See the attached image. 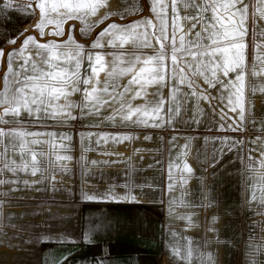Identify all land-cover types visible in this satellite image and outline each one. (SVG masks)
I'll return each instance as SVG.
<instances>
[{
    "label": "crops",
    "instance_id": "1",
    "mask_svg": "<svg viewBox=\"0 0 264 264\" xmlns=\"http://www.w3.org/2000/svg\"><path fill=\"white\" fill-rule=\"evenodd\" d=\"M111 2L122 10L133 0ZM245 2L250 5L245 37L250 72L254 44L264 41V24L253 16L251 5L256 0ZM135 3L138 11L123 13L124 19L114 22L132 24L150 14L151 0ZM75 22L70 24L75 26V38L89 49L100 29L81 36L79 21ZM254 25H259V40H254ZM246 80H252L248 73ZM207 91L218 95L213 89ZM245 98L244 121L226 108L223 127L219 109L212 110L215 101L195 106V118L182 110L161 127L86 119L78 110L75 119L63 123L25 119L28 131L62 134L67 151L58 154L71 159L59 166L50 162L36 178L30 172L18 173L19 178L4 174L6 181L16 182L0 184V264H186L171 250L177 243L183 249L186 240L191 241L193 264H209V254L211 264H259L264 251H256L255 256L250 252L264 246V204L259 192L256 200H250L254 173L249 171V154L253 150L255 159L264 151V93L246 89ZM89 133L131 134L132 139L110 138L105 143L96 136L89 139ZM224 137L228 139L221 142ZM51 139L60 142L57 137ZM184 152L193 172L185 175L187 184L181 188L173 169L175 183L170 192V157L175 160ZM11 158L19 162L18 154ZM49 160L54 161V155ZM126 191L137 200L99 198L119 197ZM85 194L98 198L88 200ZM189 214L193 227L181 219ZM213 216L215 231L209 232ZM97 224L105 227L85 239V233Z\"/></svg>",
    "mask_w": 264,
    "mask_h": 264
},
{
    "label": "snow or ice",
    "instance_id": "2",
    "mask_svg": "<svg viewBox=\"0 0 264 264\" xmlns=\"http://www.w3.org/2000/svg\"><path fill=\"white\" fill-rule=\"evenodd\" d=\"M0 5V11L18 9L33 16L17 37L6 42L11 51L0 48V58L6 59V72L0 80V184L16 182L3 179L5 173L19 178L18 173L30 172L36 178L37 173L43 175L42 167L46 170L50 162L59 166L71 159L58 154L67 151L62 134L28 131L22 123L25 119L63 123L75 119L78 110L86 119L161 127L182 110L195 118V106L201 101H215L212 110L219 109L223 127L226 108L244 121L246 89L264 93V83L259 82L264 81V41L254 44L250 72L246 63L250 5L245 0H151L150 14L132 24L114 20H123V13L138 11L135 0L122 10H117L111 0H23L22 5L18 0H0ZM251 7L253 16L264 24V0H256ZM69 21H79L81 35L100 29L89 49L71 34L66 39H56L66 35ZM258 27L253 28L254 40L260 39L256 35ZM33 30L36 35L27 34ZM246 73L251 81L246 80ZM208 89L218 95L211 96ZM93 136L105 143L110 138L117 142L132 139L131 134H88L89 139ZM53 137L59 139V144ZM227 139L224 137L221 142ZM252 153L250 150L249 171L254 173L250 177L254 181L250 184V200H256L259 192L264 204V151L255 159ZM17 154L19 162L11 158ZM50 154L54 161L49 160ZM186 155L181 153L175 160L170 157V192L175 183L173 169L177 170L181 188L187 184L185 175L193 172L184 159ZM84 198L98 197L85 194ZM99 198L137 200L130 191L119 197L105 194ZM181 219L187 220L188 227L195 226L190 214ZM215 222L213 216L207 231H215ZM104 227L97 224L85 233V239ZM171 250L182 262L193 264L191 241L186 240L183 249L179 243L174 244ZM258 250L264 251V246L252 248L250 255L255 256ZM208 260L211 264L210 254ZM259 264H264V260Z\"/></svg>",
    "mask_w": 264,
    "mask_h": 264
},
{
    "label": "rangeland",
    "instance_id": "3",
    "mask_svg": "<svg viewBox=\"0 0 264 264\" xmlns=\"http://www.w3.org/2000/svg\"><path fill=\"white\" fill-rule=\"evenodd\" d=\"M18 3L22 5L23 0H18ZM0 7H2V5H0ZM32 20H33V16L31 14H22V12L18 9H9L7 10V12L0 11V48L6 49L7 47L6 42L11 38L17 37L19 33L23 31L25 26H28L32 22ZM74 29H75V26L70 25L67 29V34H71L75 38L73 34ZM65 31H66V28H65ZM27 34L34 35L32 33H27ZM88 35L89 34L87 33L84 34V36H88ZM75 40L78 42L76 38ZM8 51H11V49L9 48ZM2 59L3 58H0V71L2 69ZM27 120H33V119H27ZM9 126H15V125H9Z\"/></svg>",
    "mask_w": 264,
    "mask_h": 264
},
{
    "label": "water",
    "instance_id": "4",
    "mask_svg": "<svg viewBox=\"0 0 264 264\" xmlns=\"http://www.w3.org/2000/svg\"><path fill=\"white\" fill-rule=\"evenodd\" d=\"M72 22H75V21H69L67 24H66V35H67V29H68V27H69V25L72 23ZM75 23H77V22H75ZM30 33H32V34H34V35H36V33H35V31L33 30L32 32H30ZM76 33H77V31H76ZM65 35V36H66ZM64 36V37H65ZM64 37H61V38H56V39H63ZM50 38V37H49ZM38 39H41V40H43V38H40V37H38ZM21 41H18V44L20 43ZM9 48L8 47H6V50H8ZM5 70H6V59L5 58H3L2 59V69H1V71H0V80H2V75H3V73L5 72Z\"/></svg>",
    "mask_w": 264,
    "mask_h": 264
}]
</instances>
